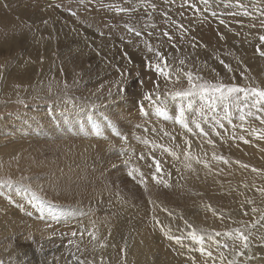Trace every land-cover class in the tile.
Returning <instances> with one entry per match:
<instances>
[{"label":"rangeland","instance_id":"rangeland-1","mask_svg":"<svg viewBox=\"0 0 264 264\" xmlns=\"http://www.w3.org/2000/svg\"><path fill=\"white\" fill-rule=\"evenodd\" d=\"M182 2L183 0H175L174 3L172 0H168V2L165 0H148V3H141V0H129V3L125 4L124 0H0V72H8L12 76L11 83H14L15 90V92L4 91L0 97V178L11 177L14 181L31 184L34 191H37L39 195L45 197L46 201L50 202V206L46 207L43 213H40L27 202V199L31 198L30 193L24 192L16 186L7 189L0 188V237H2L0 259H3L5 264H12L14 260L22 259L25 251L31 258L32 264H41L42 261L44 264H48L49 261L51 264H68V261H72L73 253L81 257V252L83 255L92 253L91 250L95 242H92L88 232L96 229L90 224L93 221L100 225L97 228L103 230L111 228L112 233L117 232V235H126L132 230L134 232L142 231L151 226L145 231H150L148 233L157 239L155 241L158 245L161 244V241L163 243L166 237L161 234L160 225H156L158 229L154 226L155 222L151 219L153 214L158 213L157 216H160L158 218L165 222L164 225L169 224L172 231L174 228L177 231L179 227V229L187 231L179 216L183 215L184 219L194 223L197 227H205L207 221L204 220L203 222L202 218H208L209 212H206L204 207L207 204H212L213 208L224 212H229L234 206H238L236 209L238 218L240 217L238 209L246 197L256 200L258 205L261 204V196L256 188L264 186V184L261 185V182H264L262 179L264 175L253 173L251 168L255 167L264 172V155L260 152V149L264 150V141L257 140L255 136H249L239 127L243 123L244 128L249 129L252 126H259V122L253 118H247L246 122L241 121L239 112L235 107L229 109L232 123L229 124L227 119L222 120L225 125L224 128H219L211 120L202 125L205 131L209 133L207 137L198 134L199 130L191 124V119H198L197 116L191 115V110L186 111V117L189 119V127H193L192 132L182 129L175 122L174 117L178 115L180 105L183 103L186 107L187 104V101L182 102L180 100L166 101L169 104L170 101L175 102V104L179 102V108L176 111L170 110L167 117L160 116L155 121H150L147 116L143 115L148 120H140L138 123L143 125L144 122L141 121H148L151 126L147 123V128L168 131L177 137L176 140H172L170 136H164L159 131L145 132L143 127L137 128L136 123H132L134 127H129L131 120L135 121V118H138L137 114L134 115L135 109L132 110V105L138 108L140 105H146L143 95L153 89L154 82L160 83L161 92L166 90L164 78L158 77L154 71L145 66L147 60L152 57V54L148 53L145 48V40H149L154 48L159 47L174 57L173 64L177 67H179V59H186L187 66L194 73L199 69V74L203 75L206 80L215 81L222 78L223 82L228 84L252 83L253 86L264 87V81L260 80V78L264 80V58L255 52V46L258 43L255 37L257 33H264V29L260 28L257 19L260 12L253 7L258 5L260 8H264V2L262 0H242V3L248 6L253 15L235 18L229 15V12L237 10L234 0H210L208 11L203 13L187 7L182 8ZM152 3L157 6L155 11L149 6ZM132 4H135L137 9L132 13H117L114 8L106 7V5L130 7ZM198 7L202 8L203 5H198ZM165 12L178 24H182L183 28L171 26L163 16ZM213 12L216 13L215 16L212 15ZM220 20H224V24H220ZM126 22L135 24L145 32V35L142 37L131 36L124 28ZM252 23L256 24L255 29L250 27ZM153 24L156 25L155 28L151 27ZM145 25L147 27H144ZM163 31H168L172 35L173 40L171 42L161 35ZM148 33H152V35L148 36ZM221 34L224 39H220ZM191 43H197L198 46L193 48ZM173 44L176 46L175 48L172 47ZM221 59L233 68L232 73H228L219 63ZM41 60L44 63H39ZM38 65L41 69L35 72L36 81L34 83L18 77L21 72L19 68H26L27 66L30 70L32 67L38 68ZM212 69H215V72ZM121 73H124L123 77ZM217 73L219 77H217ZM241 73L249 79L244 80ZM42 74L44 75L42 76ZM233 75L235 76L234 81L231 79ZM29 77H34V75ZM121 80H123L121 86L126 91L121 94L120 99L115 101L109 99L108 102L101 104L96 109L91 107V101L99 103L96 99L97 96H105L110 88L115 93L117 89L114 85ZM186 86L184 80L175 85L176 88ZM167 88H172V85L169 84ZM8 93L15 95H8ZM124 102L130 106L124 107ZM194 107L198 108L199 104H195ZM98 109L103 111V115L111 116L115 113L120 116L123 121L122 125L110 124L108 127L113 126L117 131L120 129L123 135L129 137L128 145L123 143L122 146L121 142L118 141L121 150L118 151L119 154L127 152V155L121 154L123 155L121 156L115 153L114 156H108L102 149L103 145L98 144V140L89 138L90 126L86 128V131L80 130V124L85 125V121L92 115V112L95 113ZM205 111H207L206 108ZM213 115L218 118L223 117L224 111L221 107H217L215 113L208 112L209 117ZM72 116V120L67 118ZM98 117L92 118V120L99 125H104ZM130 118L133 119L130 120ZM47 119L67 127L59 131H50ZM68 119L72 122L71 127H69L71 124L68 123ZM27 128L35 129L33 133H28ZM68 128L72 131H69ZM213 128L215 131L211 130ZM217 132L220 135H216ZM77 134L86 139H77ZM241 135L250 142L246 144L238 138L233 139V136L239 137ZM132 136L133 139L130 138ZM140 138L147 139L150 143L146 146ZM184 139L192 141L191 160L185 159L183 155H181L180 160H176L167 154L163 157L165 172H169V170L171 172L170 178L164 177L168 183L170 182V185L172 184L168 189L163 184H157L151 179L146 168L147 162L137 161V155L134 154V151L139 142V146L143 144V148L141 149L140 146L139 150L147 154L154 142L157 157H160L162 152L160 145L180 153L185 147ZM208 139L213 140L214 143L208 144ZM177 144L180 145V148H175ZM135 145L136 147H133ZM141 152L139 151L138 155ZM213 153L226 157L229 164L225 165L222 162L212 161ZM129 157L132 158L129 164L125 166L123 161ZM197 158L201 161H210L212 164L211 171L204 168L203 163H197ZM240 160L241 164L245 163L250 167L246 170L241 168L240 164L234 163ZM189 164L191 167H188ZM66 166L71 167L70 171L73 173H68ZM137 166L146 174V185L138 184L127 175L133 167ZM220 169H223V172ZM212 170H215L216 173ZM203 172L207 174L212 172V174L207 175ZM230 173L232 174L230 175ZM247 174L257 175L256 178H251ZM240 176L245 178L244 182H248L247 179L251 180V190L248 187V191H243L244 187L239 186L242 183L238 178ZM173 180H177V182ZM223 183L227 185L224 190L221 188ZM235 183L238 184L237 187ZM75 184L77 185L75 186ZM176 184L178 185L175 187ZM206 185L208 189H206ZM50 186L53 189H50ZM40 188H43V192L40 191ZM61 188H65L67 191ZM216 188L217 190H214ZM75 189H80V193L69 195ZM206 193L209 194L206 195ZM9 197L16 203H9ZM63 197L64 199H62ZM202 197L207 200H201ZM239 197L242 199L238 200ZM146 199H148L147 202L153 199L155 204L165 205L169 211L176 212L175 220L173 217H168L167 213L159 212V208L153 213V204L145 202ZM65 200L68 202L66 203ZM79 205L81 208L76 210L75 206L78 207ZM214 205L217 206L214 207ZM172 206L174 207L172 208ZM183 207H187V209L184 210ZM57 209L64 211V215L57 214ZM66 209L71 212L73 210L72 213L76 216L72 217L76 218L77 222L68 220L69 218L65 215ZM126 210H129L130 214ZM28 212L32 214L28 215ZM103 214L109 217L107 218ZM210 214L212 213L210 212ZM94 217L97 219L94 220ZM198 218L202 219L201 226L198 223ZM245 219H251V216ZM134 221L135 223H133ZM146 224L147 226H144ZM117 225L119 226L116 229ZM29 232L33 234L38 243L44 245L42 253L36 252L37 244L24 240L23 237ZM72 232H76L77 236L72 237ZM175 232L173 231L174 234L180 235L179 231L178 233ZM81 233H83L82 236ZM158 235H160V240ZM70 239L73 241L72 244L68 243ZM167 240L166 238L164 244L161 245L165 251H169V253H165V260H169L171 264H190L187 260L189 254L185 252V255H179L181 250L177 245H174L173 241ZM165 243H168V246H165ZM9 244H12V248L6 251ZM173 245L176 246L174 247L175 250ZM253 247L254 249L251 251L255 253V257L263 259L264 246L262 247L261 244L254 241ZM154 251L158 254L156 250ZM118 254L120 255L119 252ZM103 255L94 254L97 260L94 264H100V256L104 257L105 264H109V255L105 253ZM175 255L180 258L177 257L176 259ZM193 255L197 257V260L200 259L198 253ZM170 256L171 258H169ZM123 263L128 264L125 259L121 264Z\"/></svg>","mask_w":264,"mask_h":264},{"label":"snow or ice","instance_id":"snow-or-ice-1","mask_svg":"<svg viewBox=\"0 0 264 264\" xmlns=\"http://www.w3.org/2000/svg\"><path fill=\"white\" fill-rule=\"evenodd\" d=\"M168 2V0H165ZM174 3L175 0H172ZM236 11L229 12V15L232 17L237 16H252L253 13L249 10L248 6L242 3V0H234ZM264 2V0H262ZM124 3H129V0H124ZM141 3H148V0H141ZM198 5H203V7H198ZM154 11L156 9V4L152 3L149 5ZM210 6V0H183L181 7H187L193 9L196 12H207ZM106 7L114 8L117 13H132L137 9L135 4H132L130 7H120L113 5H106ZM260 12V16L257 17L259 20L260 28L264 29V8H260L258 5H254ZM213 16L216 15L215 12L212 13ZM163 16L167 19L171 26H175L177 28H183L182 24H178L175 20L169 17L167 12L163 13ZM46 23V22H45ZM220 24H224V20H220ZM144 27H147L145 25ZM151 27L155 28L156 25H151ZM251 28L255 29L256 24L252 23L250 25ZM124 28L127 33L131 34L133 37H142L145 35V32L138 28L135 24L130 22H126L124 24ZM148 36H151L152 33H148ZM162 36L166 37L169 42L173 40L172 35L168 31H163L161 33ZM251 35V33H250ZM123 39V37H122ZM220 39H224V36L221 34ZM255 39L258 43L255 46V52L261 58H264V33H257ZM131 43V40H129ZM145 48L148 53L152 54V57L147 60L146 67L150 70L154 71L158 77H163L166 90L161 92L160 83L158 81L154 82L153 89L144 93L143 100L148 102L147 105H140L138 111L143 113L144 116L151 117V111L147 109H154L155 114L161 117H167V100H180L187 101L186 107L181 104L179 108L178 115H175V122L178 123L182 128L187 129L188 132H192L193 129L189 127V119L186 117V111L191 110V115L197 116L198 119H191V124L195 126V129L199 130L200 135L207 137L209 135L208 131H205V128L202 126L204 123H207L211 120L216 126L219 128H224L225 125L222 123V120L227 119L228 123L231 124L232 120L230 119L231 113L229 111L230 108L235 107L239 112V119L241 121L246 122L247 118H253L255 121L259 122V126H252L250 129H245L244 124L240 125V128L243 129L249 136H255L257 140L264 141V87H260L259 85L253 86L252 83H247L244 85H238L236 83H224L222 78H218L215 81L206 80L205 77L199 74V69L194 73L191 68H189L186 64V59L181 58L178 60L179 67L173 64L174 57H171L169 53L166 51H162L159 47L154 48L149 40L144 41ZM197 43H191V47L196 48ZM172 47H176L174 44ZM219 63L223 65V67L227 70L228 73L233 72V68L225 63L224 60H219ZM215 72V69H212ZM219 77V74H216ZM121 76H124V73H121ZM241 76L244 80H248L247 76H244L241 73ZM231 79L234 81L235 76L233 75ZM186 81L187 86L176 88L175 85L181 83V81ZM123 80L117 81L114 85L116 87V92L113 93L110 88L107 94L103 97L97 96L96 101H91V107L93 109L98 108L101 104L108 102L109 99L115 101L121 98V94L126 90L121 86ZM141 83H143L141 81ZM171 84L172 88L168 89L167 86ZM67 87V85H65ZM199 104V107H194L195 104ZM217 107H221L224 111L223 117H217L215 115L209 117L208 112L215 113ZM205 108L207 111H205ZM93 117H89L92 119ZM101 122L104 123L105 127L110 124L122 125L123 121L121 120L118 114L113 113L111 116L103 115L101 118ZM148 121H144V124H137V128H144L145 132H162L164 136H170L172 140H176V136L172 135L168 131L163 129L152 128L149 129L146 127ZM233 127H236L233 125ZM215 131V129H211ZM96 135H102L99 125H97ZM216 135H220L219 132ZM116 136L123 143H127L129 141V137L123 135L121 132H117ZM243 140L244 143H249L250 141L245 139L243 135L236 137L233 136V139ZM144 145H148L150 143L149 140L140 138ZM208 144H213V140L208 139ZM184 149L177 153L174 149H169L160 145L159 147L162 149L160 157H157L155 154L156 144L152 143V148L148 149L147 154L141 153L136 157L138 161H147V169L148 174L151 176V179L155 181L157 184H163L164 187H171L165 176L171 177V172H165L163 168V163H165L163 157L167 154L170 157L175 158L176 160H180L181 155L185 157L187 160H191L192 156L190 154V150L192 147V141L189 139H184ZM175 148H180V145H175ZM127 155L128 153H123ZM117 155H120L119 153ZM131 157L129 159L124 160L123 163L125 165L129 164ZM212 161L222 162L225 165L229 164V160L226 159L222 155H216V153L212 154ZM197 163H203L204 167L211 171L212 164L210 161H201L197 158ZM235 163L240 164L241 168H249L247 164H241L240 161H236ZM115 167V165H114ZM188 167H191L189 164ZM253 173H257L258 175H264L261 169H257L255 167L251 168ZM129 177L135 180L138 184L146 185V174L144 171H141L139 166L132 168L131 171L127 173ZM16 186L18 189L23 190L24 192L31 194V199L28 203L32 206L33 209H36L38 212L43 213L47 206H50V202L46 201L45 197L39 195L37 191L32 189L31 184H24L21 181H14L11 177L8 178H0V188H11ZM245 188H248L249 185L245 184ZM255 187V185H253ZM145 190H147L145 188ZM40 191H43V188H40ZM256 191L261 196V204L258 205L256 200L252 198H245V200L240 204L238 209L240 213L239 218L233 217L231 214L225 215L223 210H217L212 207L211 204L205 205V209L212 213V216L221 222L225 219L231 221L232 225L224 231L216 230L215 228L208 227H197L190 221L184 219L183 215L179 216V219L183 220L185 229H177L181 234L176 235L173 233L170 225H164L163 222L158 218L157 215L153 214L151 219L155 222V225H160V230L163 235L169 240L173 241L175 245L182 251H179V255H185L187 252L189 255L187 256V260L190 264H251L253 259L255 258V253L251 251L253 242L264 246V234H262L259 229H264V186L256 188ZM197 195H200L197 193ZM241 195H244L241 193ZM9 203H16L11 197H9ZM150 204H153V213L156 212V209L159 208L160 211L167 213L168 217H174V212L169 211L168 208L163 205L155 204L151 199L149 200ZM247 206V207H246ZM23 207V206H21ZM31 215V212L27 213ZM251 216V219H245L246 217ZM93 228L95 229V222H92ZM154 225V226H155ZM87 231V230H86ZM83 233H81V236ZM88 235L91 237L92 241L95 244H98L99 249H105L110 245L106 242L107 237L103 239L98 235V230L89 231ZM110 235V233H109ZM72 237L77 236L76 232L71 233ZM25 241L31 242L32 244H37L36 252L42 253L44 245L42 243H38L34 238L33 234L29 232L24 237ZM69 244H72L73 241L70 239L68 241ZM95 244L93 246V250L95 251ZM19 247V245H17ZM115 247V245H111ZM12 248V244L8 245V249ZM123 252L124 249H121ZM194 253H199L200 259L197 260V257L193 255ZM83 255V252H81ZM72 260H75L77 264H94V260L81 259V256H77L75 253L72 254ZM100 264H105V259L103 256L99 257ZM0 264H5L3 259H0ZM12 264H32L31 258L28 257L27 252L23 253V258L18 261H13ZM41 264H44L42 261ZM51 264V261L48 262ZM68 264H72V261H68Z\"/></svg>","mask_w":264,"mask_h":264},{"label":"bare ground","instance_id":"bare-ground-1","mask_svg":"<svg viewBox=\"0 0 264 264\" xmlns=\"http://www.w3.org/2000/svg\"><path fill=\"white\" fill-rule=\"evenodd\" d=\"M39 56V55H38ZM43 59V58H42ZM3 63V62H2ZM39 63H44V61L43 60H41ZM1 65V64H0ZM20 69V73H19V78L20 79H28L27 81L28 82H30V83H34L35 81H36V76H35V72L39 69V71H40V69H41V67H39V65H38V68H31L30 70H28V68H27V66H26V68H19ZM41 73H42V71H41ZM31 75H34V77H35V80H34V77H29L28 78V76H31ZM44 74H42V76H43ZM155 75V74H154ZM11 80H12V76L8 73V72H0V97L4 94V91H9V92H15V90H14V83H11ZM153 80V79H152ZM260 80L261 81H264L263 80V78H260ZM153 82V81H152ZM9 94H13V93H8V95ZM13 95H15V94H13ZM133 97V96H132ZM1 99V98H0ZM135 100V99H134ZM133 100V101H134ZM132 101V102H133ZM174 101V100H173ZM173 101H170L171 103L169 104L168 102H166V104H167V111L169 112L170 110H175L176 111V109H178L179 108V102H178V104H175V102H173ZM186 102V101H185ZM113 103H115V102H113ZM147 103L148 102H146V105H147ZM182 103V102H181ZM187 103V102H186ZM116 104V103H115ZM136 104V103H135ZM89 105V104H88ZM126 105L129 107L130 105H128L127 103H123V106L124 107H126ZM135 105H132V110H134L135 109V111H134V115L135 114H137V117L139 118H135V121L134 120H131V119H133V118H130V120H131V122H130V120H128L131 124H129L130 126V128H132V127H134V125L132 124V123H136V124H138L139 122H140V120H144V119H147L148 120V118L150 119V121H155V119H158V118H160V116H157L156 114H155V111L153 110V109H146V110H149V111H151V117H148V118H146V117H144L143 116V113H141V112H139L138 111V107H134ZM181 106V105H180ZM89 113H91V111H89ZM69 114V113H68ZM222 114V113H221ZM72 115V114H71ZM133 115V116H134ZM98 116H100V117H98ZM103 116V111H101V110H97L95 113L94 112H92V115L90 116V117H93V118H101ZM235 116V115H234ZM189 117V116H188ZM67 118H69V119H73V116L72 117H67ZM68 119V123H72L70 120ZM129 119V118H128ZM162 120V119H161ZM47 122L49 123V128L48 129H50V131H59V130H62L63 128H65V127H67V126H65V125H62V124H57V123H55V121L53 122V121H50V120H48L47 119ZM58 122V121H57ZM125 122H126V120H125ZM141 122H144V121H141ZM127 123V122H126ZM162 123H163V121H162ZM143 124V123H142ZM148 124H150V123H148ZM157 124H160L159 122H157ZM44 125V124H43ZM97 125H99V124H97V122H95L94 120H92V119H87L86 121H85V125H83V123H81L80 124V126H79V128H80V130L81 131H86V128L88 127V126H90L91 127V133H90V135H89V138H92V139H95V140H98L99 141V143L98 144H101V145H103L102 146V149L104 150V153H106L108 156H114V154L115 153H119L118 151H121L120 150V147L118 146V141H120L119 140V138L116 136V133L118 132L117 130H115L114 129V127L112 128H110V127H105V125H99V128H100V131H101V133H102V135H100V136H97L96 135V130H97ZM111 125H113V124H111ZM246 125V124H245ZM248 125V124H247ZM48 126V125H47ZM72 126V124L69 126V127H71ZM150 126H151V124H150ZM153 126V125H152ZM180 126V125H179ZM127 127V126H126ZM175 129H178L176 126H173ZM239 127H240V125H239ZM36 128V127H35ZM35 128H27V132L28 133H33V131H34V129ZM73 128H75V127H73ZM128 128V127H127ZM151 128V127H150ZM193 128V127H192ZM246 128V127H245ZM110 129H113V130H110ZM136 129V128H135ZM173 129V128H172ZM171 129V130H172ZM183 129V128H182ZM250 129V128H249ZM68 130L69 131H72L71 129H69L68 128ZM137 130V129H136ZM119 131H120V129H119ZM121 132V131H120ZM52 133V132H51ZM195 133V132H194ZM47 134V133H46ZM131 139H133L134 137L132 136V137H130ZM256 138V137H255ZM77 139H86V138H84V137H79L78 136V134H77ZM206 139V138H205ZM88 140H91V139H88ZM135 140V139H134ZM112 141V143H110ZM154 141V140H153ZM152 141V142H153ZM256 141V140H255ZM121 142V141H120ZM129 142V141H128ZM135 142V141H134ZM138 142V141H137ZM256 142H260V141H256ZM255 143V142H254ZM131 144V143H130ZM125 145H128V143L127 144H125ZM118 146V148H116ZM141 146V149L143 148L142 146H143V144H141L140 145ZM140 146H139V142L137 143V148L135 149V151H134V154H136L137 156H139L138 154H139V151L141 152V150H139V148H140ZM215 146V145H214ZM256 146H257V144H256ZM133 147H136V145L135 146H133ZM132 147V148H133ZM213 148V147H212ZM261 148V147H260ZM184 149V148H183ZM126 150V149H125ZM192 150V149H191ZM261 151V153H263V155H264V150H262V149H260ZM6 151V150H5ZM122 151H123V149H122ZM127 151V150H126ZM129 151V150H128ZM211 151V150H210ZM258 151V150H257ZM124 152H121L120 153V155L121 154H123ZM130 153V152H129ZM142 153V152H141ZM212 153V152H211ZM210 153V154H211ZM217 154V153H216ZM259 154V153H258ZM124 155V154H123ZM123 155H121V156H123ZM221 155V154H220ZM206 156V155H205ZM132 158V157H131ZM210 158V157H209ZM226 158V157H225ZM127 160V159H126ZM138 161V160H137ZM147 161H144V163H146ZM240 162H241V160H240ZM245 162V161H244ZM235 163V162H234ZM133 164V163H132ZM185 164V163H184ZM193 164V163H192ZM242 164H245V163H242ZM134 165V164H133ZM191 165V164H190ZM24 167H25V164L23 165ZM125 166H127V165H125ZM128 167H130V166H128ZM141 167H143V166H141ZM196 167V166H195ZM194 167V168H195ZM199 167V166H198ZM204 167V166H203ZM215 167V166H214ZM234 167H236V166H234ZM250 167V166H249ZM70 168L71 167H69V166H66V169L68 170V173H70L71 171H70ZM127 168V167H126ZM134 168V167H133ZM146 168H147V166H146ZM178 168V167H177ZM205 168V167H204ZM144 169V168H143ZM203 169V168H202ZM215 169V168H214ZM132 170V169H131ZM192 170V169H191ZM201 170V169H200ZM219 170V169H218ZM221 170V169H220ZM223 170V169H222ZM221 170V171H222ZM241 170V169H240ZM247 170V169H246ZM72 171H74V170H72ZM170 171V170H169ZM177 171V170H176ZM204 171V170H203ZM212 171H215V170H212ZM225 171V170H224ZM242 171V170H241ZM201 172V171H200ZM223 172V171H222ZM240 172V171H239ZM71 173H73V172H71ZM75 173V172H74ZM203 173H205V172H203ZM214 173V172H213ZM215 173H216V171H215ZM238 173V172H237ZM179 174V173H178ZM194 174V173H193ZM195 174H196V172H195ZM202 174V173H201ZM205 174H207V173H205ZM210 174V173H209ZM209 174H207V175H209ZM211 174H212V172H211ZM210 174V175H211ZM232 173H230V175H231ZM234 174V173H233ZM240 174V173H239ZM70 175V174H69ZM220 175V174H219ZM238 175V174H237ZM247 175H249V174H247ZM253 175V174H252ZM256 175L257 174H255V175H253V176H251V175H249L251 178H256ZM72 176H74V175H72ZM72 176H70L71 178L70 179H72ZM76 176H78V175H76ZM175 176V175H174ZM189 176V175H188ZM214 176H216V175H214ZM213 176V177H214ZM218 176V175H217ZM222 176V175H221ZM227 176V175H226ZM208 177V176H207ZM207 177H206V179H207ZM224 177V176H223ZM229 177H231V176H229ZM264 177V176H263ZM73 178H75V177H73ZM187 178V177H186ZM192 178H194V177H192ZM232 178V177H231ZM230 178V179H231ZM239 178V181H241L242 183L239 185V186H241V187H244V185L245 184H247V185H249V190H251L252 189V183L250 182L251 180H249V179H247L248 180V182H244V180H245V178H243V177H238ZM237 178V179H238ZM259 178H260V176H259ZM49 179H50V177H49ZM48 179V180H49ZM175 179V178H174ZM185 179V178H184ZM217 179V178H216ZM233 179V178H232ZM262 179H264V178H262ZM177 180H178V178H177ZM177 180L176 181H174V182H177ZM218 180H219V178H218ZM254 180V179H253ZM252 180V181H253ZM46 182V181H45ZM52 182V181H51ZM50 182V183H51ZM238 182V181H237ZM236 182V183H237ZM38 183V182H37ZM49 183V184H50ZM170 183V182H169ZM209 183V182H208ZM214 183H216V182H214ZM236 183H235V185H236ZM240 183V182H239ZM66 184V183H65ZM186 184V183H185ZM189 184V183H188ZM264 184V182H261V185H263ZM48 185V184H47ZM53 185V184H52ZM67 185V184H66ZM77 184H75V186H76ZM79 185V184H78ZM178 184H176L175 185V187L177 186ZM182 185V184H181ZM193 185V184H192ZM234 185V186H235ZM238 185V184H237ZM237 185H236V187H237ZM61 186H63V185H61ZM171 186H172V184H171ZM226 184H222V189L224 190L225 188H226ZM64 187H66V186H64ZM179 187H180V185H179ZM188 187V186H187ZM206 187H207V185H206ZM68 188V187H67ZM70 188V187H69ZM174 188V187H173ZM178 188V187H177ZM183 188H184V183H183ZM190 188H191V186H190ZM194 188H195V186H194ZM205 188V187H204ZM210 188V187H209ZM220 188V189H221ZM234 188V187H233ZM50 189H53L51 186H50ZM61 189H63L64 191H67V189H65V188H61ZM94 189V188H93ZM97 189V188H96ZM165 189H167V188H165ZM168 189H169V187H168ZM167 189V190H168ZM187 189V188H186ZM193 189V188H192ZM206 189H208V187L206 188ZM221 189V190H222ZM177 190V189H176ZM182 190H184V189H182ZM181 190V191H182ZM214 190H217V188L216 189H214ZM223 190H222V192H223ZM234 190V189H233ZM169 191V190H168ZM179 191H180V188H179ZM189 191V190H188ZM193 191H194V189H193ZM204 191H205V189H204ZM243 191H248V188H245L244 187V189H243ZM43 192V191H42ZM197 192V191H196ZM208 192V191H207ZM220 192V191H219ZM55 193V192H54ZM53 193V194H54ZM78 193H80V189H75V191L71 194H69V195H76V194H78ZM172 193V192H171ZM180 193V192H179ZM178 193V194H179ZM183 193V192H182ZM181 193V194H182ZM216 193V192H215ZM247 193H249V192H247ZM186 194V193H185ZM207 194H209V193H206V195ZM213 195H214V193H212ZM237 194V193H236ZM254 194H255V192H254ZM60 195V194H59ZM202 195V194H201ZM212 195V197L213 198H215L214 196ZM30 196V195H29ZM47 196V195H46ZM68 196V195H67ZM174 196V195H173ZM187 196V195H186ZM189 196V195H188ZM187 196V197H188ZM170 197H172V196H170ZM199 197V196H198ZM242 197V196H241ZM241 197H239V198H237L238 200L239 199H242ZM162 198H164V197H162ZM205 198V197H204ZM31 198H28L27 199V202L30 200ZM53 199V198H52ZM61 199V198H60ZM62 199H64V197L62 198ZM166 199V198H165ZM177 199V198H176ZM175 199V200H176ZM192 199V198H191ZM118 200V199H117ZM145 200V199H144ZM147 200L148 199H146V201L145 202H147ZM153 200V199H152ZM173 200V199H172ZM171 200V201H172ZM198 200V199H197ZM199 200H200V198H199ZM201 200H207V199H203V197H202V199ZM200 200V201H201ZM66 201V203L68 202V200H65ZM119 201V200H118ZM120 201H122V200H120ZM165 201V200H164ZM163 201V202H164ZM194 201V200H193ZM192 201V202H193ZM218 201V200H217ZM114 202V201H113ZM125 202V201H124ZM155 202V201H154ZM191 202V203H192ZM121 203V202H120ZM147 203H149V202H147ZM159 203V202H158ZM162 203V202H161ZM160 203V204H161ZM165 203V202H164ZM163 203V204H164ZM168 203V202H167ZM174 203H176L175 201H174ZM174 203H172V204H174ZM197 203H199V202H197ZM203 204H204V202H202ZM206 203V202H205ZM209 203V202H208ZM119 204V203H118ZM124 204V203H123ZM125 204H126V202H125ZM150 204V203H149ZM196 204V203H195ZM207 204V203H206ZM214 204V203H213ZM217 204V203H216ZM226 204V203H225ZM142 205V204H141ZM197 205H200V204H197ZM212 205V204H211ZM218 205V204H217ZM217 205H214V207H216ZM222 205V204H221ZM236 205V204H235ZM81 205H79L78 207L77 206H75V208H76V210H79L81 207H80ZM122 205L120 204V207H121ZM129 206V205H128ZM143 206V205H142ZM147 206V205H146ZM151 206V205H150ZM165 206V205H164ZM218 206H220V205H218ZM223 206V205H222ZM32 207V206H31ZM48 207V206H47ZM117 207V206H116ZM116 207H114V208H116ZM125 207V206H124ZM126 207H127V205H126ZM125 207V208H126ZM138 207V206H137ZM152 207H153V205H152ZM166 207V206H165ZM174 206H172V208H173ZM187 207H189V206H187ZM187 207L186 208H184V210L185 209H187ZM213 207V206H212ZM224 207H225V205H224ZM54 208H55V205H54ZM83 208V207H82ZM86 208H88V207H86ZM128 209H130L129 207H127ZM140 208V207H139ZM144 208V207H143ZM148 208V207H147ZM238 208V206H234L233 207V209L231 210V211H229V212H224V214L225 215H228V214H231L233 217H235V218H238V216H237V209ZM29 209H32V208H29ZM106 209V208H105ZM134 209V208H133ZM132 209V210H133ZM145 209H146V207H145ZM53 210V209H52ZM65 210V209H64ZM86 210V209H85ZM95 210V209H94ZM121 210V209H120ZM139 210V209H138ZM140 210H142V209H140ZM102 211V210H101ZM111 211V210H110ZM116 211V210H115ZM126 211H129V210H126ZM151 211V210H150ZM173 211V210H172ZM225 211H226V207H225ZM55 212V211H54ZM64 211H60L59 209H57V214H59V215H64V213H63ZM72 212H73V210H72ZM71 211H69V210H67L66 209V211H65V215H67L66 217H68L69 219L68 220H71V221H73V222H77V219L76 218H73V217H75L76 216V214H74V213H72ZM112 212V211H111ZM139 212V211H138ZM143 212V211H142ZM141 212V214H143ZM149 212V211H148ZM159 212H160V210H159ZM162 213H163V211H161ZM206 212H209V211H207L206 210ZM56 213V212H55ZM94 213V212H93ZM99 213H101V212H99ZM103 213V212H102ZM105 213V212H104ZM125 213H127V212H125ZM140 213V212H139ZM145 213V212H144ZM150 213V212H149ZM165 213V212H164ZM176 213V212H175ZM174 213V214H175ZM97 214V213H96ZM108 214V213H107ZM111 214V213H110ZM129 214H130V211H129ZM135 214V213H134ZM147 214V213H146ZM152 214V213H151ZM158 213H156V215H157ZM166 214V213H165ZM165 214H164V216H165ZM88 215V214H87ZM116 215V214H115ZM115 215H114V217H115ZM136 215V214H135ZM134 215V216H135ZM140 215V214H139ZM149 215V214H148ZM160 215V214H159ZM195 215V214H194ZM73 216V217H72ZM90 216V215H89ZM102 216V215H101ZM103 216H106L105 214H103ZM125 216V215H124ZM129 216V215H128ZM143 217H144V215H142ZM161 216H163L162 214H161ZM178 216V215H177ZM176 216V217H177ZM206 216V215H205ZM212 216V214H210V212H209V214H207V217L208 218H206V217H201L202 219H203V222H204V220H206L207 221V226H209V227H213V228H215L216 230H219V231H222V230H225V229H227L228 227H230V226H235V225H232L231 224V221L230 220H228V219H225L223 222H221L220 220H218V219H216V218H214V217H211ZM91 217V216H90ZM107 217V216H106ZM109 217V216H108ZM107 217V218H108ZM113 217V216H112ZM126 217V216H125ZM131 217H132V215H131ZM131 217H130V219H131ZM140 217V216H139ZM146 217V216H145ZM147 217H149V216H147ZM158 217H160V216H158ZM175 217V216H174ZM173 217V219L175 220V218ZM87 218V217H86ZM102 218V217H101ZM140 218H142V217H140ZM166 218V217H165ZM171 218V217H170ZM201 218H198V223H199V225L201 226L202 225V219ZM92 219H93V217H92ZM95 219H97L96 217H94V220ZM110 219V218H109ZM119 219V218H118ZM117 219V220H118ZM164 219V218H163ZM168 219V218H167ZM56 220V219H55ZM133 220V219H132ZM131 220V221H132ZM137 220H138V218H137ZM161 220V219H160ZM176 220H178L177 218H176ZM66 221V220H65ZM84 221V220H83ZM90 222H91V220H89ZM107 221H109V220H107ZM116 221V220H115ZM119 221V220H118ZM117 221V222H118ZM146 222H147V220H145ZM153 221V220H152ZM162 221V220H161ZM171 221H172V219H171ZM179 221V220H178ZM226 221H227V224H225L226 223ZM106 222V221H105ZM112 221H110V223H111ZM137 222V221H136ZM144 222V221H143ZM150 222H151V219H150ZM167 223H168V221H166ZM113 223V222H112ZM119 223V222H118ZM117 223V224H118ZM133 223H135V221L133 222ZM152 223V222H151ZM163 223H165V222H163ZM179 223V222H178ZM72 224V223H71ZM85 224V223H84ZM89 224V223H88ZM87 224V225H88ZM90 224H92V223H90ZM148 224V223H147ZM147 224L146 225H144V226H147ZM172 224V223H171ZM175 224V223H174ZM183 224V223H182ZM194 224V223H193ZM93 225V224H92ZM120 225V224H119ZM119 225H117L116 226V229H117V227L119 226ZM154 225V224H153ZM169 225V224H168ZM176 225V224H175ZM174 225V226H175ZM184 225V224H183ZM204 226H205V224H203ZM112 226V225H111ZM121 226V225H120ZM131 226V225H130ZM140 226V225H139ZM138 226V227H139ZM207 226H205V227H207ZM97 227H100V225L97 223V224H95V230H98V235L100 236V238L101 239H103L104 237H107V243L110 245L109 247H107V248H105V249H99V247H98V244H96L95 245V248H96V250L94 251L93 250V248H92V250H91V252L92 253H86V254H84V255H82V259H88V260H94V263L95 262H97V260H96V258L94 257V254H102L103 255V253H105L106 255H109V264H121L122 262H123V259H125L127 262H128V264H167V263H169V264H171V262L169 261V260H165V258H164V256H165V253H169V251H165L164 249H163V247L161 246V245H163L164 244V242H165V237H163V238H165L164 239V242L162 243V241H161V244H156V242L157 241H155V240H157V239H154L153 237H152V235H150L148 232H150V231H148V232H146L145 230H147V228H149V227H151V226H149V227H146L145 229H143L142 231H133L132 230V232H134V233H132V232H127V234L126 235H117L116 233H112V229L111 228H109V229H105V230H103L102 228H97ZM112 227H114V226H112ZM135 227H137V226H135ZM155 227H156V225H155ZM176 227V226H175ZM199 227V226H198ZM74 228V227H73ZM130 228V227H129ZM153 228V227H152ZM152 228H150L151 229V231H153L152 230ZM157 228V227H156ZM174 228V227H173ZM180 228V227H179ZM185 228V227H184ZM92 229V228H91ZM116 229H115V231H116ZM123 229V228H122ZM127 229V228H126ZM158 229V228H157ZM157 229H155V230H157ZM124 230V229H123ZM130 230V229H129ZM128 230V231H129ZM186 230V229H185ZM91 231H93V230H91ZM122 231V230H121ZM125 231V230H124ZM145 231V232H144ZM174 232L176 231V228H174V230H173ZM259 231L262 233V232H264V229H259ZM118 232H119V230H118ZM160 232V231H159ZM177 233H178V231H176ZM175 232V233H176ZM109 233H110V235H109ZM120 233V232H119ZM122 233H124V232H122ZM125 233H126V231H125ZM161 234H163V233H161ZM181 234V233H180ZM159 236L160 235H158V238H159ZM161 237H162V235H161ZM156 238V237H155ZM90 239H91V237H90ZM92 240V239H91ZM90 240V241H91ZM159 240H160V238H159ZM0 241L2 242V237H0ZM168 241V240H167ZM93 242V241H92ZM159 243V242H158ZM2 243H0V245H1ZM166 245L165 246H168L167 244L168 243H165ZM170 244H172L171 242H170ZM111 245H115V247H112ZM123 245V246H122ZM174 245H175V243H174ZM173 245V248L174 247H176V246H174ZM89 246V245H88ZM87 246V247H88ZM92 245L90 244V247H91ZM125 246V247H124ZM171 247V246H170ZM169 247V248H170ZM178 247V246H177ZM259 247H261V246H259ZM263 247V246H262ZM165 248V247H164ZM168 248V249H169ZM172 248V247H171ZM172 248V249H173ZM107 249V250H106ZM121 249H124V251L122 252L121 251ZM166 249H167V247H166ZM252 249H254V247L252 248ZM264 249V248H263ZM88 250V249H87ZM108 250H109V252H108ZM154 250H156L157 252H158V254H156V252L154 251ZM174 250H175V248H174ZM177 250H178V248H177ZM176 250V251H177ZM259 250H262V249H259ZM182 251V250H181ZM258 251V250H257ZM88 252V251H87ZM118 252L120 253V255L118 254ZM170 252H172L171 250H170ZM178 252V251H177ZM264 252V251H263ZM173 253V252H172ZM171 254V253H170ZM199 254V253H198ZM263 254V253H262ZM261 254V255H262ZM161 255V256H160ZM168 255V254H167ZM104 256V255H103ZM260 256V255H259ZM175 257H176V255H175ZM178 257V256H177ZM177 257H176V259H177ZM169 258H171V256L169 257ZM178 258H180V257H178ZM182 258V257H181ZM256 258V257H255ZM176 259H174V260H176ZM264 259V258H263ZM263 259H261V258H259V257H257L256 258V260H253L252 262H251V264H263L264 263V261H263ZM178 261V260H177ZM118 262V263H117ZM125 263V262H124ZM123 263V264H124ZM72 264H77V262L76 261H74V260H72ZM189 264V263H188Z\"/></svg>","mask_w":264,"mask_h":264}]
</instances>
